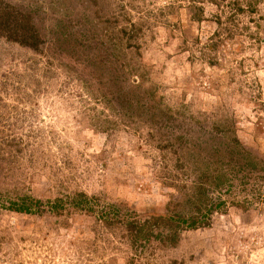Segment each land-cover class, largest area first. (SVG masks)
<instances>
[{"label": "rangeland", "instance_id": "obj_1", "mask_svg": "<svg viewBox=\"0 0 264 264\" xmlns=\"http://www.w3.org/2000/svg\"><path fill=\"white\" fill-rule=\"evenodd\" d=\"M0 264H264V0H0Z\"/></svg>", "mask_w": 264, "mask_h": 264}]
</instances>
